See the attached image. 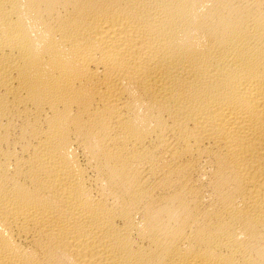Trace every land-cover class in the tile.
Masks as SVG:
<instances>
[{
    "label": "bare ground",
    "instance_id": "6f19581e",
    "mask_svg": "<svg viewBox=\"0 0 264 264\" xmlns=\"http://www.w3.org/2000/svg\"><path fill=\"white\" fill-rule=\"evenodd\" d=\"M0 264H264V0H0Z\"/></svg>",
    "mask_w": 264,
    "mask_h": 264
}]
</instances>
